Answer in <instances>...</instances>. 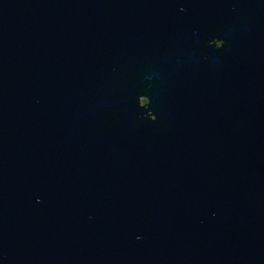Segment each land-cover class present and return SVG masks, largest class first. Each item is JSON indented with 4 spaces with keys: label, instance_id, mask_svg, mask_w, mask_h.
<instances>
[{
    "label": "water",
    "instance_id": "95a60500",
    "mask_svg": "<svg viewBox=\"0 0 264 264\" xmlns=\"http://www.w3.org/2000/svg\"><path fill=\"white\" fill-rule=\"evenodd\" d=\"M0 264H264V0H0Z\"/></svg>",
    "mask_w": 264,
    "mask_h": 264
}]
</instances>
